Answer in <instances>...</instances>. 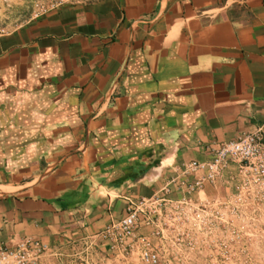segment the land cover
I'll return each mask as SVG.
<instances>
[{"label":"crops","instance_id":"0c3cea01","mask_svg":"<svg viewBox=\"0 0 264 264\" xmlns=\"http://www.w3.org/2000/svg\"><path fill=\"white\" fill-rule=\"evenodd\" d=\"M261 126L264 0L65 2L0 37V246L143 264L101 234L130 201L162 198L139 230L159 264L256 237L264 204L238 202L235 166L193 193L181 168Z\"/></svg>","mask_w":264,"mask_h":264},{"label":"built area","instance_id":"2783aa9c","mask_svg":"<svg viewBox=\"0 0 264 264\" xmlns=\"http://www.w3.org/2000/svg\"><path fill=\"white\" fill-rule=\"evenodd\" d=\"M6 33L8 32L0 26V37ZM209 154L212 160L194 161L181 168V175L185 179L193 178L188 183L183 182L184 185L187 184L190 193L202 190L207 183H215L235 166L242 176V182L236 190L238 202H251L259 206L264 204V126L252 133L240 135L235 141L210 149ZM245 198L250 201L244 202ZM166 203L165 198L130 201L124 218L112 222L101 235L105 239L113 240L115 247L128 249L136 244L143 264H159L158 252L139 230L142 223L145 226L154 225L155 217L162 214ZM85 253L88 256L89 251ZM61 256L63 255L59 250L29 240H22L12 247L0 246V264H44L47 257Z\"/></svg>","mask_w":264,"mask_h":264},{"label":"rangeland","instance_id":"374dc122","mask_svg":"<svg viewBox=\"0 0 264 264\" xmlns=\"http://www.w3.org/2000/svg\"><path fill=\"white\" fill-rule=\"evenodd\" d=\"M0 26L7 32L20 27L52 7L65 2L79 0H0ZM256 237L234 239L228 237L219 241L212 238L208 244L196 242L193 259L186 255L178 264H264V223L258 224ZM211 228V227H210ZM215 234V230H209ZM200 244V245H199ZM200 246V247H199ZM170 257V256H169ZM168 257V259H169ZM47 259V258H46ZM45 259V260H46ZM59 259V258H57ZM44 260V262H45Z\"/></svg>","mask_w":264,"mask_h":264}]
</instances>
